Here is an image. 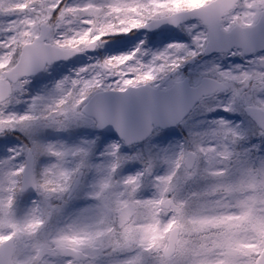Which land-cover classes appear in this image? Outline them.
<instances>
[{
	"label": "snow or ice",
	"instance_id": "1",
	"mask_svg": "<svg viewBox=\"0 0 264 264\" xmlns=\"http://www.w3.org/2000/svg\"><path fill=\"white\" fill-rule=\"evenodd\" d=\"M187 15L203 25L204 31L193 38L200 51L264 46V0H104L83 5L0 0V33L6 34L0 41V134L41 124L65 128L84 115L78 111L81 104L96 96L98 122L114 125L123 136L124 106L133 97L150 96L162 76L197 51L172 44L171 51L153 56L148 64L137 60L136 53L114 56L96 65L91 78L81 75L88 69H81L76 78L58 82V98L46 104L44 97L34 98L30 114H6L5 109L22 93L27 78L53 61L153 24L179 25ZM180 52L185 55L178 56ZM216 71L209 91L231 88L234 102L237 97L243 101L264 137V72ZM108 78H116L114 84L106 86ZM106 92L120 97L115 112L100 95ZM40 104L45 107L38 113ZM208 135L209 146L181 151L170 172L156 178L151 198L140 195L142 174L114 179L120 165L119 146L114 145L110 155L116 162L92 186L88 198L93 204L63 221L56 217L70 199L81 167L69 170L65 163L86 156L85 149L34 143L21 149L24 163H13L20 152L0 162V264H264V161L259 167L233 169L238 154L230 144L240 134L221 121ZM43 156L56 162L37 174L35 165ZM198 179L208 181L202 191H185ZM30 191L39 194L40 202L21 214L18 202Z\"/></svg>",
	"mask_w": 264,
	"mask_h": 264
},
{
	"label": "rangeland",
	"instance_id": "2",
	"mask_svg": "<svg viewBox=\"0 0 264 264\" xmlns=\"http://www.w3.org/2000/svg\"><path fill=\"white\" fill-rule=\"evenodd\" d=\"M89 2L100 4L103 3L104 0H66V3L73 5H83ZM77 30H82V26H78ZM203 31L204 29L200 25L193 23L186 24L184 27L174 30V32H170L169 34L165 33V31L162 33L153 34H138L135 32L133 34L129 33L127 35H122L123 38L120 39L115 37L113 39L106 38V41L95 47L92 53H87L84 51L76 60L70 61L68 63L57 64L53 67L48 68L45 73L40 75L39 77L32 80L28 79V83L24 86L22 93L16 95V98L13 100L10 106L5 109V113L15 114L18 116L30 114L32 111V102L34 98L44 97L46 104L47 102H49V99H52V97H54V95L57 93L56 85L58 82L64 80L65 78H76V74L80 72L81 69H88L87 72L82 73L81 75L85 78H91L95 74L94 67L96 65L102 64L104 60L111 57L136 53L137 60H139L141 63L148 64L152 60L153 56L166 52L167 46L171 45V42H164L168 38L167 35L179 38L183 37L184 40H186L185 47L189 49V51H197V48H192L193 45L195 46V44L193 43V38ZM5 38L6 34L0 33V41L4 40ZM173 40L175 41L174 38ZM137 49H139V51H137ZM224 59L227 60L228 57H225ZM133 63L134 62H130V65H132ZM220 63L221 59L219 57L216 59L202 58L198 63L194 64L193 68L191 66V69H188L189 71L187 73L189 75L188 77L190 79L191 85H195L203 75L215 74L217 76L216 70H219L221 72L231 71L235 73V68H223ZM255 69L259 71L258 68ZM69 71H71V73H69ZM169 73L171 77L162 76L154 86L167 88L172 84L174 80L179 79L177 75H174L173 72ZM50 77L54 78L52 91L48 87L50 85ZM115 79L116 78L105 79L104 84L106 86L114 84ZM29 93H32L35 96L29 98V101L26 98L25 102V98L22 97L23 95ZM244 93H247L246 89L244 90ZM244 93H242V95ZM19 97L20 99H18ZM242 103L243 101L238 97L235 98L234 102V94L231 90V94L229 95L220 94L216 97L205 99L203 102H201V108L208 106L207 108L211 107L212 109H219L222 104V109L224 110L225 108H231L237 105H241ZM45 104L38 105L36 111L38 113L43 112ZM235 109L237 110V108ZM190 121L191 119L183 121L179 125V128L171 131H156L146 142H144V144L137 146V148H135L134 150L129 148L127 149L126 146L119 143L116 139L106 138L105 135H103V137H99L96 133H94L93 123L84 115L67 125L65 128L59 130L54 127H47L41 124L34 130L21 131L20 129H16L13 131H6L5 134H9L11 132L21 134L22 138L25 137L27 143H30L28 146H32L34 143H39L53 144L57 146L63 145L67 148H83L86 150V148H90L91 145L79 141L83 138L84 140H88L90 143L97 144V146L99 147V149L98 147H96L98 149V158L93 157V151L90 155L89 150L87 149L86 156H77L75 158L70 157L65 163V167L69 170L75 169L77 166H81L80 170H83L84 175L80 184V189L72 198L67 201L66 204H61L63 212L58 216L59 220L63 221L66 220L69 216L78 213L82 209L87 208L93 204V202H91V204L89 205L85 203V200H87V198L89 197L92 186L97 183V181L102 177L103 174H105V172L111 167V165L116 162V158L110 155L114 145L119 146L117 157L119 158L120 165L117 169L119 170L117 180H123L128 178L129 176H135L136 171L140 170L142 172L141 191H147L148 193L153 192L152 194L146 196L147 198H151V196L155 192L154 185L156 178L159 176L167 175L170 172L173 162L178 158L181 151H191L197 145L209 146L210 139L208 137V134H200L199 136L197 135V137H195L197 134V129L195 126L189 123ZM216 121H219V123L221 121L224 122V120L222 119H216ZM243 122L245 121H242L238 117H234L232 118V120H227L224 123L228 126H237L238 124L241 125ZM72 126H74L76 129H81L82 127L85 128L88 126L89 128L88 131H86L87 133L82 138H80L79 140H73L68 130V128ZM193 127L195 129H193ZM3 140L6 141V144L0 143V162L8 160L10 156L15 155L17 152H20L13 163L17 165L22 164L23 158L21 157V149H26V147L15 137L10 135H6L2 139H0V141ZM252 142L253 143L251 144V146L255 147L258 141L253 140ZM230 149L233 150V148L231 147ZM233 151L236 153L235 150ZM47 157L50 159H47ZM140 157L142 158V162L146 164L137 166L134 161H139L138 159ZM51 158L52 157L49 156L41 157L35 165V172L39 174L45 168L49 167L52 163L56 162L54 158ZM245 161L246 159L243 158V156H237V158L234 160V169L239 168V166L246 167ZM260 163L261 162H259L258 160L256 162V167H259ZM204 167L205 165L202 164V168ZM207 184L208 181L204 179H198L187 184L185 187H190L193 190L195 189L194 187L205 188ZM40 199L41 198L39 194H37L35 191L31 195H23L18 202L19 212L22 214L29 211L34 206V202L39 203ZM56 218L58 220V217Z\"/></svg>",
	"mask_w": 264,
	"mask_h": 264
},
{
	"label": "water",
	"instance_id": "3",
	"mask_svg": "<svg viewBox=\"0 0 264 264\" xmlns=\"http://www.w3.org/2000/svg\"><path fill=\"white\" fill-rule=\"evenodd\" d=\"M193 19L198 18L194 15H187L183 18L180 24ZM177 26L178 25L160 23L153 24L148 28L140 30L155 32L164 28L174 29ZM231 49H208L205 50L204 53L208 56L213 53L228 52ZM259 49H264V46L257 44L254 47L244 48L242 50L248 53ZM86 51H93V49H88ZM78 54L79 52L68 59L53 61L50 65L58 61L69 60ZM42 71L43 70L38 71L31 76L38 75ZM213 80L214 79L212 78L204 77L198 85L190 86L188 79L185 78L182 81L175 82L168 89H160L152 86L150 96L141 95L139 97H133L130 102L124 106L125 129L123 136L114 125H101L98 122L95 115L93 114V105L97 99L96 96L90 97V99L82 106L81 111L85 115L94 119L96 128L98 130L108 133L112 138L117 137L126 145L130 146L145 141L152 134L154 128L166 129L177 126L189 114V112L202 97L215 93L209 91V89L212 87L211 82ZM100 95L105 100L107 106L113 112H115L118 107L117 101L120 99V97L116 94H113L112 92L101 93ZM246 114L249 118H251L247 111ZM251 120L253 119L251 118ZM82 176L83 172L80 171L76 177V183L73 186V191L71 192L70 196L79 187Z\"/></svg>",
	"mask_w": 264,
	"mask_h": 264
},
{
	"label": "flooded vegetation",
	"instance_id": "4",
	"mask_svg": "<svg viewBox=\"0 0 264 264\" xmlns=\"http://www.w3.org/2000/svg\"><path fill=\"white\" fill-rule=\"evenodd\" d=\"M193 23H196L203 28V25L200 23V21H192V22L185 23L183 25H179L177 28H175L171 31L169 29L163 30V31H161V33L165 31V33L169 34L170 32H174V30H177V29L184 27L186 24H193ZM167 36H168V38L164 42H167V43L171 42V45L172 44H179V45L185 46V44H186V40H184L183 37L179 38V37H174L171 35H167ZM173 38L175 39V41L173 40ZM168 46H167L166 51H171ZM192 48L195 49L196 46L193 45ZM197 51H198L197 56H195L194 58H189V59L185 60L183 63L180 64V66L175 71H172L174 73V75H177V77L179 78L178 80H183L184 78L189 79V77H188L189 75L187 73L191 69V66L193 68L194 64L198 63L202 58H204V59H210V58L216 59L219 57L221 59L220 65L223 68H225V67L235 68L236 69L235 73L239 72V71L264 72V49L254 50L252 52L246 53L242 49L235 47V48H232L231 50H229L228 52L213 53L210 56L205 55L204 51H200L199 49H197ZM177 55L180 57H183L185 55V53L180 52ZM225 57H228V59L225 60L224 59ZM255 68H258L259 71H257ZM46 69H48V68H46ZM169 74L170 73H168L166 76L171 77V75H169ZM204 77H209V78H212L214 80L217 79V76L215 74L203 75L200 77V79L198 80V82L195 85L199 84ZM34 78L35 77H30L27 79L32 80ZM178 80H174L172 82V84ZM189 83H190V79H189ZM236 87L239 88L240 85H237ZM231 90L232 89L229 88L227 90L218 91V92H215L209 96L201 98L198 105L191 111V113H189V115L186 117L185 120L191 119V121L189 123H191L193 126H199V127H207L208 126V127H212V129H214L219 124V121H216V119H222V120H224V122H226L227 120H229V121L232 120V118H234V117H238L242 121L244 120L247 123L253 125L254 127H258L246 115V113H245L246 111H245V108L243 106V103L241 105H237L238 107L237 106L231 107L229 111H225V109L223 110L222 104L219 107V109H212L211 107L207 108L208 106L201 108V102H203L205 99L216 97L217 95H220V94L229 95V94H231ZM22 98H26V95H23ZM18 99H20V97ZM215 107H217V106H215ZM235 108H237V110ZM229 127L236 130L240 127V125L229 126ZM237 132L240 133L239 131H237ZM4 135H5V133L0 134V139H2L4 137ZM242 136L243 135L240 134L241 138H242ZM243 138H244L243 140H246L245 137H243Z\"/></svg>",
	"mask_w": 264,
	"mask_h": 264
},
{
	"label": "trees",
	"instance_id": "5",
	"mask_svg": "<svg viewBox=\"0 0 264 264\" xmlns=\"http://www.w3.org/2000/svg\"><path fill=\"white\" fill-rule=\"evenodd\" d=\"M131 32L130 34H133ZM115 38H123L122 35L119 36H114ZM114 37H109V38H114ZM212 127H210V130ZM237 130V129H236ZM243 136L240 138L235 144H230V147L233 148V150L236 151L238 154L237 156L241 155L243 158L246 159L245 161V166H251V167H256V162L259 160V162L264 161V137H261L260 135L257 134V130L252 128V125L250 124H245L244 127L238 128V130ZM245 137L246 140H243ZM258 141L257 144L254 146H251L253 143L252 141ZM215 142H213L214 144ZM242 153V154H240ZM139 161H134L137 166H142L145 165L146 163L142 162V158L140 157L138 159ZM171 162V161H170ZM207 165H205L206 167ZM232 167L234 169L235 167V162L233 161ZM240 167V166H239ZM119 170L114 174V179L118 178ZM138 174H142L140 170H137L135 173V176ZM141 181H142V176H141ZM195 189L192 190L190 187H185V191L187 192H197V191H202L204 187H194ZM153 193V192H152ZM148 193L147 191H141L140 195L145 198L146 196L152 194ZM147 198V197H146ZM59 218V216H57ZM63 219V218H62Z\"/></svg>",
	"mask_w": 264,
	"mask_h": 264
}]
</instances>
